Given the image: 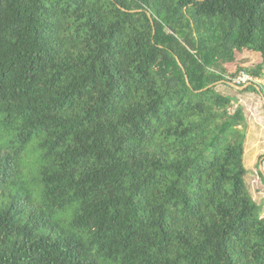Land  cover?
Wrapping results in <instances>:
<instances>
[{
  "label": "trees",
  "instance_id": "1",
  "mask_svg": "<svg viewBox=\"0 0 264 264\" xmlns=\"http://www.w3.org/2000/svg\"><path fill=\"white\" fill-rule=\"evenodd\" d=\"M263 66L264 0H0V264H264Z\"/></svg>",
  "mask_w": 264,
  "mask_h": 264
},
{
  "label": "rangeland",
  "instance_id": "2",
  "mask_svg": "<svg viewBox=\"0 0 264 264\" xmlns=\"http://www.w3.org/2000/svg\"><path fill=\"white\" fill-rule=\"evenodd\" d=\"M249 61L238 67L251 68L261 62L260 56L252 53H245L241 56ZM239 58V56H238ZM237 68V67H236ZM236 68H231L233 77H228L231 84L237 86L236 77L242 72L236 73ZM257 86L264 89V66L261 79H252ZM250 82L237 87L248 86ZM245 89V88H244ZM244 89H236L228 85H221L216 90L228 96L232 100V109L241 108L245 117V143H244V167L246 169L245 181L249 193L261 211L264 218V97L255 94L251 88L243 93Z\"/></svg>",
  "mask_w": 264,
  "mask_h": 264
},
{
  "label": "built area",
  "instance_id": "3",
  "mask_svg": "<svg viewBox=\"0 0 264 264\" xmlns=\"http://www.w3.org/2000/svg\"><path fill=\"white\" fill-rule=\"evenodd\" d=\"M252 79L248 75L241 73L238 77H236V85H243L244 83L250 82Z\"/></svg>",
  "mask_w": 264,
  "mask_h": 264
},
{
  "label": "water",
  "instance_id": "4",
  "mask_svg": "<svg viewBox=\"0 0 264 264\" xmlns=\"http://www.w3.org/2000/svg\"><path fill=\"white\" fill-rule=\"evenodd\" d=\"M229 85H230L231 87H234V88L239 89V90L246 88V86H244V87H242V88H239V87H237V86H234V85L231 84V83H229Z\"/></svg>",
  "mask_w": 264,
  "mask_h": 264
}]
</instances>
